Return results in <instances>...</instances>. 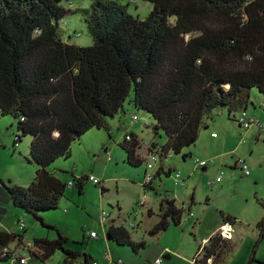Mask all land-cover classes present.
Here are the masks:
<instances>
[{"label": "trees", "instance_id": "1", "mask_svg": "<svg viewBox=\"0 0 264 264\" xmlns=\"http://www.w3.org/2000/svg\"><path fill=\"white\" fill-rule=\"evenodd\" d=\"M141 1L153 7L146 19L117 2L96 0L85 12L94 43L80 47L63 40L60 23L74 14L63 0H0V114L18 123L15 147L30 137L31 162L38 167L27 187L0 180V205L12 202L58 234L55 241L34 240V260L47 263L58 251L65 254L64 264L80 257L66 248L69 238L41 215L59 209L70 182L83 196L90 176L63 171L72 177L65 182L49 167L71 158L73 144L91 130L111 138L112 122L126 114L127 103L151 116L155 136L165 134L166 144L151 148L163 162L194 147L215 111L228 109L231 116L239 106L247 110L254 89L264 95V0ZM121 147L129 165L144 163L135 134L126 135ZM168 171L170 176L174 170ZM161 212L150 236L166 231L169 218L181 223L183 210L174 200H163ZM224 220L237 223L230 216ZM256 227L255 246L264 240V216ZM109 235L133 251L145 244L135 243L124 226L110 227ZM24 237L0 231V264L11 263L2 248ZM230 245L221 234L213 236L201 248L199 263L213 258L212 264H223ZM256 253L249 264H264ZM83 257L84 264L94 263Z\"/></svg>", "mask_w": 264, "mask_h": 264}, {"label": "rangeland", "instance_id": "2", "mask_svg": "<svg viewBox=\"0 0 264 264\" xmlns=\"http://www.w3.org/2000/svg\"><path fill=\"white\" fill-rule=\"evenodd\" d=\"M95 1L63 0L62 5L74 12L60 23L62 37L66 43L80 47L93 45L94 40L86 23L85 12L91 11ZM108 1L119 3L126 7L130 14L140 19H146L153 10L150 3L141 0H135L136 4H132V0ZM189 38L190 36H187V39ZM133 97L134 95L130 99ZM244 110L245 106H239L231 116L228 114V109L215 111L212 117L206 120L208 128L201 130L199 141L194 147L185 149L180 155L170 154L171 157L159 164V154L147 155L146 151L150 149L152 141L164 146L167 142L165 134L161 131L155 136L153 129L156 122L151 116L136 111L132 104L127 103L126 114L119 115L112 122L111 138L104 131L99 134L97 133L99 130H91L83 137V143L73 144L71 158L59 159L49 167L50 172L55 173L65 182L70 181L72 177L69 173L63 174V171L71 172L75 167L76 177L83 173L94 174L106 184L108 191L102 194L100 187L92 182L86 183L84 196L81 197L78 196L76 188L68 189L59 209L44 213L41 217L47 225L55 227L69 238L67 245L69 249L80 253L75 264H84L83 252L86 250L94 256L103 252L108 245L106 231H109L114 219L117 224L123 223L127 227L131 222H136V225L139 223L140 229L128 227V230L135 241L145 240L148 243L147 251L145 253L141 251L138 255L130 248L117 247L109 243L114 248V254L126 263L132 258V264H147V257L150 260L154 259L155 262L157 258L155 259L156 255L153 251L157 239L149 237L147 231L160 218L161 198L147 192L146 206L139 208L136 220L134 214L127 217V213H132L135 203L144 195L143 177L145 171L147 173L146 157L148 156V158H158L154 170L149 173L154 174L161 166L167 168L165 171L170 168L175 170L170 177L163 175L162 180L157 178L156 187L163 195L169 191L176 199L177 205L185 207L182 217L183 226L174 227L172 224L168 235L164 238V243L170 245L173 251L178 252L180 245L189 246L188 254L192 252V248H198L199 244L191 226L202 223L204 214L210 221L221 218L220 211H225L236 215L238 222L233 224L235 230L232 231L231 239L230 237L226 239L229 240L231 248L224 257L223 264H243L254 251L257 252V257H264V240L255 246L258 240L256 225L264 216V95L256 89L250 95L247 115L248 118L255 120V124L249 130L242 129L243 127H240L236 121ZM134 115L139 116L140 121H132ZM148 122L151 126L146 128L145 123ZM17 127L18 123L12 115L0 114V180L7 184L27 187L35 179L38 167L31 162L30 137L24 138L18 147L14 146ZM214 133L218 138L213 137ZM131 134H135L141 143L138 153L145 162L139 167H132L124 162L126 153L121 145L126 135ZM106 148L107 152H105ZM240 160L248 166L249 176H243L240 166L237 167ZM202 161L209 164L207 171H203L204 167L200 165ZM178 172L185 181L184 187L176 183L174 174ZM218 178L220 182H217ZM193 194L196 204L192 206V210H188L187 203ZM183 202H185L184 206ZM0 207L7 211L0 215V226L3 221L9 229L19 231L31 242L36 239L50 241L58 239L55 229L42 226L34 215L15 207L12 202ZM149 207L155 212L151 217L147 213ZM103 211L108 213L106 228L101 223ZM121 218L124 220H120ZM20 224L26 229H21ZM93 231L99 234L98 240L88 239L87 234ZM23 242L12 243L9 247H19ZM119 248L125 251H119ZM35 250L33 244L30 255ZM64 255L63 252L58 251L47 263L34 262L31 260V255L29 261L33 264H64ZM160 258L165 260L163 257ZM173 264H183V261L176 255L173 256Z\"/></svg>", "mask_w": 264, "mask_h": 264}, {"label": "crops", "instance_id": "3", "mask_svg": "<svg viewBox=\"0 0 264 264\" xmlns=\"http://www.w3.org/2000/svg\"><path fill=\"white\" fill-rule=\"evenodd\" d=\"M229 117V116H228ZM146 125V124H145ZM240 126V125H239ZM146 127L148 128V126L146 125ZM103 133V131H97V133ZM213 137L214 138H218V136H217V134L216 133H214L213 134ZM224 141H226V139L224 140ZM81 142L83 143L84 142V138L81 140ZM151 147L155 144V142L154 141H152L151 143ZM141 148V147H140ZM89 150H91V148H88ZM149 150L150 149H147V155H149ZM108 151V149L106 148L105 149V152H107ZM125 152V151H124ZM138 155H139V153H138ZM123 156H124V158H125V153L123 154ZM127 156V155H126ZM140 156V155H139ZM141 157V156H140ZM147 158V160H150L149 158H148V156L146 157ZM146 158H145V160H146ZM127 159V158H126ZM110 160H111V158H110ZM167 160V159H166ZM163 161H165V160H163ZM124 162H126V161H124ZM145 162V161H144ZM152 161L150 160V162L149 163H151ZM127 163V162H126ZM163 162H160L159 164H162ZM209 165V164H208ZM131 166V165H130ZM133 167V166H132ZM162 168H163V172H161L160 171V168L159 169H157L156 170V172H155V177H154V179H153V181L152 182H150V183H148L147 181H146V176H147V173H146V171H145V176L143 177V188H144V195H143V197L139 200V201H137L136 203H135V207H134V209H132V213H127V217H130V216H132L133 214H134V217H135V220H136V218H137V212L139 211V208H143V207H145L146 206V202H145V195L147 194V192H150V193H152V194H154L153 196L155 197H157V198H161V201H160V215H159V220L158 221H156V223H154V225L149 229V231H147V234H148V236L149 237H151V238H154V239H157V242L155 243L156 244V246H155V249H154V251H153V253L156 255V257H155V259L157 258H159L160 259V257H163L165 260H164V264H173V256H176V255H178L180 258H181V260L183 261V264H212L213 263V258H211L210 260H208V262L207 263H199V260H202V255H200L199 254V252L201 251V248L203 247V245H207L208 243H209V240L213 237V236H215V235H218L220 232H222V228H223V226L225 225V224H230V223H225V220H224V217L225 216H230V217H232V218H236V215H232L231 213H229V212H225V211H220V215H221V218L219 217V218H214L213 220H210V221H208L207 219V217L205 216V214H204V216L202 217V223H200L198 226H197V224L193 227V226H191V228L194 230V236H195V238H196V240H197V243L199 244L198 245V248H192V252H190V254H188V249H189V246H181L180 245V249H179V251L177 252V251H173V249H172V247L170 246V245H168L167 243H164V238L166 237V235H168V233H169V231H170V228H171V225L173 224L174 225V227L176 226V227H182L183 226V224L184 223H182V219H181V223L179 224V225H176L175 224V222H173V220L171 219V218H169V226H168V228L166 229V231H164V232H161V233H159V234H157V235H154V236H150L149 235V233H150V231H152L153 230V228L160 222V219H161V216H162V212H161V203H162V201L163 200H167V199H169V200H174L175 201V205H176V207L178 208V209H182L183 210V213H184V210H185V207H181V206H178L177 205V202H176V199L174 198V197H172L171 196V193L168 191V192H166L165 193V195H163V194H160L159 193V191L157 190V187H156V181H157V178H159V180H162V177H164L163 175H166L164 172H169V171H165L167 168H165L164 166H161ZM238 167V166H237ZM208 168H209V166H206V167H204V168H202L203 169V171H207L208 170ZM147 171H148V173H149V171H152V170H149V169H147ZM175 171V170H174ZM174 171H173V173H174ZM158 172H161L162 174H160L159 176H157V178H156V175H157V173ZM74 173H76V167L74 168ZM173 173L170 175V176H172L173 175ZM149 174H151V173H149ZM177 174H180V177H181V179L180 180H182L183 181V183H184V185H180V184H177L178 186H180V187H184L185 186V181L182 179V176H181V173L180 172H178ZM177 174H174L175 176L177 175ZM82 175H85L84 173L82 174ZM81 175V176H82ZM153 175V174H152ZM81 176H78L77 178H80ZM89 176H93V177H95L96 179H98L99 181H100V184H101V186H100V189H101V193L102 194H104V193H106L107 191H108V188H107V186H106V184L103 182V181H101L96 175H94V174H90V175H88V177ZM167 176V175H166ZM170 176H167V177H170ZM244 176V175H243ZM87 182H92L91 180H88L87 179V181H86V183ZM162 182V181H161ZM218 182V181H217ZM93 184H95L94 182H92ZM177 183V182H176ZM100 184H98V185H100ZM86 185V184H85ZM96 186H98L97 184H95ZM99 187V186H98ZM75 188V184L73 183V188L71 187V188H69V189H74ZM103 189H105V191L103 190ZM78 196H80L81 197V195H79L78 194ZM84 196V195H83ZM189 196V195H188ZM192 198L194 199V200H192ZM184 204H185V202H183L182 203V205L184 206ZM194 204H196V202H195V198H194V194L190 197V200H189V203H187V208H188V210H192V206L194 205ZM4 205V204H3ZM3 205H0V206H3ZM113 208V207H112ZM117 208H118V210L121 212V208H120V206L117 204ZM147 213H148V215L151 217V216H153L154 214H155V212L153 211V209L151 208V207H149V208H147ZM183 217V216H182ZM237 219V218H236ZM120 220H124L123 218H121ZM190 220V219H189ZM0 221H1V219H0ZM113 221H115V219L113 220ZM113 221L111 222V227L113 226V227H120V226H124L125 227V229L129 232V230H128V227H131V225L132 224H134L135 225V223L136 222H131L130 224H128V227L127 226H125L123 223H119V224H117L116 223V221H115V224L113 223ZM19 223H20V221H18ZM122 222V221H121ZM199 222V221H198ZM237 222H238V220H237ZM141 224H142V222H141ZM190 225H192V223H190ZM134 227H137V229H140L141 228V226H140V224L139 223H137V226L135 225ZM20 228L21 229H26V227H24V228H22V224H20ZM106 228V227H105ZM235 227L232 225V231H234L235 229H234ZM0 231H8V232H15V233H20L19 231H15V230H12V229H9V227H8V225L6 224V223H4L3 221H2V225L0 226ZM94 232V231H93ZM107 233H106V240H107V242H108V245L106 246V248L103 250V252H101L100 254H96L95 256L94 255H92L88 250H86V251H84L83 252V254H86L92 261H97V262H99L100 264H118L117 263V260H122L121 258H119V257H117L115 254H114V248L109 244V243H113V244H115V245H117V247H124V248H130V247H127V246H119L117 243H115L113 240H112V238H111V236L109 235V231H106ZM95 233V232H94ZM233 233V232H232ZM230 234V239H231V237L233 236V234ZM97 235H98V237L97 238H91L90 237V234L88 233L87 234V236H88V239H99L100 238V236H99V234L97 233ZM132 235V234H131ZM109 237L111 238V240H109ZM132 240L135 242V243H141V242H144L145 244H144V247L142 248V249H140V250H138V251H133L131 248V250L136 254V255H138V254H140V252L141 251H143V253H145L146 251H147V247H148V243L145 241V240H141V241H135L134 240V238H133V235H132ZM24 241H26L27 243H33L34 244V242H31V240H26V237H24ZM68 245V244H67ZM67 245H66V248L67 249H69L68 247H67ZM116 249V248H115ZM69 250H71V249H69ZM72 251H74V250H72ZM119 251H125L124 249H122V248H119ZM74 252H76V251H74ZM88 252V253H87ZM107 254H109L110 256H111V260H108V258H106V255ZM252 255V254H251ZM198 256H199V258H198ZM64 257H65V255H64ZM256 257H257V253H256ZM146 258V257H145ZM250 258L251 257H248V259H247V261L245 262L244 261V263L243 264H249V261H250ZM52 259V258H51ZM130 259V261H128V263H126L125 261H123L124 262V264H132V258H129ZM257 259L258 260H261V261H264V257H257ZM31 260H33L34 262H36L37 260H34V259H31ZM64 260H65V258H64ZM91 261V262H92ZM49 262V261H48ZM73 264H75V263H73ZM147 264H154V259H152V260H150V259H148V257H147Z\"/></svg>", "mask_w": 264, "mask_h": 264}, {"label": "built area", "instance_id": "4", "mask_svg": "<svg viewBox=\"0 0 264 264\" xmlns=\"http://www.w3.org/2000/svg\"><path fill=\"white\" fill-rule=\"evenodd\" d=\"M133 3V1H132ZM133 121H138L139 117L138 116H133L132 117ZM238 124L240 125V127H243L242 129L244 130H249L250 127L252 125L255 124V120L253 118H248L247 115V111H243V114L238 118H236ZM148 125V123H147ZM130 138V137H129ZM127 137L128 140H131ZM156 152V151H155ZM150 155H152V152L150 153ZM151 159V163L148 164V169L149 170H153V168H155V162L158 161V158H150ZM238 166H240L241 168V172L244 176H249L250 175V170L248 168V166L245 164V162L243 161H239ZM200 165L203 167H206L208 164L205 161L200 162ZM176 182L180 185H184L183 181L180 180V174H177L176 176ZM154 176L152 174H147L146 176V181L148 183L153 181ZM92 182H94L95 184H100V181L98 179H96L93 176H90L89 178ZM218 182H220V178L217 179ZM69 187H73V183L70 182L69 183ZM108 216V214L106 212L102 213V218H101V223L104 225L107 222L106 217ZM131 227H134V224L131 225ZM232 233V227H230L229 225L223 226L222 228V232L220 233L221 236L223 238H229L230 234ZM90 237L91 238H97L98 235L94 232L90 233ZM20 248V249H19ZM30 250H33V244L32 243H27V242H23V244L19 247L16 248H12L11 246L9 247H4L2 249V253L3 256H7L10 258L11 263L13 264H31L30 258ZM106 258H108V260H111V256L109 254L106 255ZM118 264H124V262L122 260H117ZM93 264H100L99 262L95 261ZM154 264H164V260L162 258L157 259Z\"/></svg>", "mask_w": 264, "mask_h": 264}, {"label": "clouds", "instance_id": "5", "mask_svg": "<svg viewBox=\"0 0 264 264\" xmlns=\"http://www.w3.org/2000/svg\"><path fill=\"white\" fill-rule=\"evenodd\" d=\"M131 3H132V2H131ZM132 4H133V3H132ZM244 111H247V110H244ZM135 116H136V115H135ZM138 121H140V117H139V120H138ZM236 121H237V120H236ZM136 122H137V121H136ZM145 124L147 125V123H145ZM146 125H145V126H146ZM147 126H148V128H149V127L151 126V123L148 122V125H147ZM146 128H147V127H146ZM151 148H152V147H150L149 155H150V153H151ZM149 159H150V158H149ZM150 160H151V159H150ZM150 160H147V161H148V162H147V169H148V164H150V163H149ZM237 166H238V164H237ZM153 170H154V169H153ZM147 174H149L148 171H147ZM153 176L155 177V173L153 174ZM153 179H154V178H153ZM72 183H73V182H72ZM97 185H98V184H97ZM69 188H70V187H69ZM106 223H107V222H106ZM106 223L104 224V227H106ZM135 225H136V224H135ZM135 225H134V226H135ZM226 225H229L230 227H232L231 224H225L224 226H226ZM136 226H137V225H136ZM22 228H24L23 225H22ZM220 233H221V232H220ZM220 233H219V234H220ZM224 239H228V238H224ZM23 240H24V239H23ZM32 244H33V243H32ZM32 259H33V257H32ZM31 264H33V263L31 262Z\"/></svg>", "mask_w": 264, "mask_h": 264}, {"label": "water", "instance_id": "6", "mask_svg": "<svg viewBox=\"0 0 264 264\" xmlns=\"http://www.w3.org/2000/svg\"><path fill=\"white\" fill-rule=\"evenodd\" d=\"M7 213L6 210H3L2 207H0V215ZM19 223V222H18ZM109 240H111V238L109 237Z\"/></svg>", "mask_w": 264, "mask_h": 264}]
</instances>
